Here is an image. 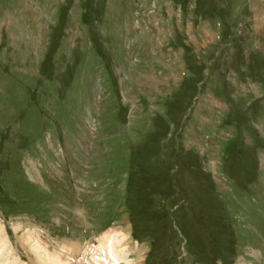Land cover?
Returning a JSON list of instances; mask_svg holds the SVG:
<instances>
[{
  "label": "rangeland",
  "instance_id": "obj_1",
  "mask_svg": "<svg viewBox=\"0 0 264 264\" xmlns=\"http://www.w3.org/2000/svg\"><path fill=\"white\" fill-rule=\"evenodd\" d=\"M0 225L8 264H264V0H0Z\"/></svg>",
  "mask_w": 264,
  "mask_h": 264
},
{
  "label": "bare ground",
  "instance_id": "obj_2",
  "mask_svg": "<svg viewBox=\"0 0 264 264\" xmlns=\"http://www.w3.org/2000/svg\"><path fill=\"white\" fill-rule=\"evenodd\" d=\"M111 245L113 246L111 240L106 238V241H104V245L102 246V247H105V249L108 251V253H107L108 258L105 260V263L106 264H117L116 260H117V258L118 259L120 258V254H118L116 252L115 253L111 252L110 251ZM106 246H109L108 247L109 249H107ZM33 248L39 252L38 255L42 258V260L45 262V264H65V263H62L58 257H52V258L48 257L45 253L41 252V250L39 248H37V246L35 244L33 245ZM112 249H113V247H112ZM8 250H9V245L7 244V240H6V238L2 232V228L0 225V264H8L7 263L8 258H9V251ZM95 258L97 260L99 259V257H97V256Z\"/></svg>",
  "mask_w": 264,
  "mask_h": 264
}]
</instances>
